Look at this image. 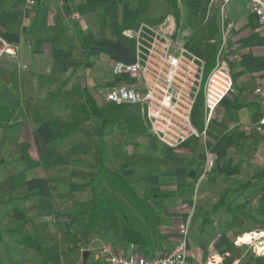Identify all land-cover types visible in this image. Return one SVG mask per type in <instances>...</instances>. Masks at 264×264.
<instances>
[{
  "label": "crops",
  "instance_id": "1",
  "mask_svg": "<svg viewBox=\"0 0 264 264\" xmlns=\"http://www.w3.org/2000/svg\"><path fill=\"white\" fill-rule=\"evenodd\" d=\"M221 4L220 0H0V33L18 49L16 56L0 60V106L17 118L7 127L0 122V246L5 244V251L14 249L12 244L19 245L17 251L35 250L42 264H61L60 260L66 264L67 252L84 244L87 251L93 234L86 237L93 185L86 191L85 179L92 167L96 176L101 156L110 171L125 166L127 186L160 222L149 223L134 208L161 237L156 242L149 239L145 246L134 245L116 238L112 228L110 241L95 251L91 247L88 257L75 264H109L101 253L104 246L123 254L167 252L177 243L179 225L185 221L190 223L187 264L217 260L222 264L221 251L237 241V230L241 235L262 231L252 217H262L264 206V126L257 130L264 117V35L249 0H230L223 10ZM143 24H169L173 44L187 50V44L196 43L202 50L207 43L225 44L222 58L233 76L234 90L208 121L199 97L193 116L200 114L203 120L200 127L194 124L200 132L205 129L204 135L169 148L151 135L140 105H130L141 122L143 131L138 133L122 124L103 127L93 117L60 140L61 129L35 122V116L43 114L33 107L47 95L54 99L58 90L88 89L99 106L112 105L98 94L101 88L126 84L142 90L140 76H115L111 68L117 60L134 59L135 39L125 31L133 34ZM257 88L261 93L255 92ZM3 117L0 111V120ZM207 159L212 161L210 167ZM116 186L127 194L122 185ZM223 194L228 203H247L240 214L241 227L229 226L233 215L226 206L209 214ZM206 217L212 221L204 224ZM25 220L29 223L21 226ZM51 227L57 237L47 242L43 236L53 233ZM11 230L22 235L10 234ZM26 235L40 236L41 254L18 243Z\"/></svg>",
  "mask_w": 264,
  "mask_h": 264
},
{
  "label": "built area",
  "instance_id": "2",
  "mask_svg": "<svg viewBox=\"0 0 264 264\" xmlns=\"http://www.w3.org/2000/svg\"><path fill=\"white\" fill-rule=\"evenodd\" d=\"M224 9L230 0H220ZM253 12L261 23L264 35V0H249ZM126 35L135 39V57L132 61L117 60L111 71L115 76H140L142 90L126 84H117L98 90L105 102L110 104L140 105L146 115L153 137L169 148H177L192 137L204 135L193 122L194 107L202 94L205 119L210 120L222 101L234 90V79L224 66L222 58L225 44L222 43L215 65L205 74V61L184 47L173 44V28L169 24L153 27L141 25L137 31ZM17 47L0 33V60L16 56ZM27 68V66H25ZM261 93V88L255 90ZM264 126V117L258 121L257 130ZM212 161L207 159L210 167ZM190 241V223L179 225V237L175 246L153 256L139 253L123 254L109 246L101 253L109 264H187Z\"/></svg>",
  "mask_w": 264,
  "mask_h": 264
},
{
  "label": "trees",
  "instance_id": "3",
  "mask_svg": "<svg viewBox=\"0 0 264 264\" xmlns=\"http://www.w3.org/2000/svg\"><path fill=\"white\" fill-rule=\"evenodd\" d=\"M187 47L189 48L190 52L205 61V74H208L211 68L215 65L216 56L220 48L217 41L215 43L205 44L204 50H202L196 43H194L192 46L187 44ZM73 93H80L81 95L80 103L78 105H74L75 109L79 113L76 119L71 122H62L59 124L53 119L45 121L43 116L37 114L35 116V122L40 124L46 123L54 128L61 129L62 134L59 138L60 140H63L73 131L78 130L82 124L89 122L93 117L98 118L102 122L103 127L113 124H122L131 132L138 133L143 131L140 120L134 114V111L132 110V108H130L129 104H112L110 106H99L94 95H92L88 91V89H83L82 91H80L79 88H73L68 92L58 90L53 95V97H59L60 95L69 96ZM200 96L202 98V94ZM0 111H3L4 113L3 119L0 120L3 127L10 126L17 121V118L16 116H14L13 111H10L8 108L0 106ZM198 115L197 117L193 116V122L198 127H200L202 124L203 116H201L200 118V116ZM100 166L101 167L96 176L92 178L88 183L93 185V209L90 210L87 214L86 237H89L92 233L104 228L105 226H110L113 228L115 234L119 235L127 243L141 246L148 245L150 243L149 238L144 233L135 228L131 218L124 211V209L114 201H112L109 197L105 196V190L101 191L102 194H98L97 187H94L93 182H97L96 184L98 185L101 184L104 180H107L110 183H115L116 185L118 184V186L120 187L122 185L125 189H127L128 199L131 205L138 209L144 219L149 221V223L155 224L160 222L159 219H157L150 206L145 203L144 200L139 199L135 191L130 186H127L123 176L125 166L121 167L116 172L110 171L104 166V156H101ZM123 192L126 193L124 190ZM226 198L227 195L223 194L218 203L211 209L209 214H214L221 207L226 206L228 211L233 215L229 226H232L236 223H238V225H242L243 218L240 217V214L244 210L245 206H247V203H228ZM261 208L262 215L264 216V206H262ZM252 220H255V222H257V220L253 217ZM211 221L212 220L210 217H206L204 219V224L210 223ZM28 223L29 221L25 220L21 226H25ZM9 233L22 235L20 230H11L9 231ZM18 243L26 247H34L39 254H41L42 252V242L40 241L39 235H26L22 237V239H20ZM234 249L235 245L232 244L221 251V253L225 256L223 264H232L236 259H239V256L232 255ZM226 253H229V255H225ZM0 264L4 263L0 261ZM239 264H264V255L255 256L254 254H250L247 257L242 258Z\"/></svg>",
  "mask_w": 264,
  "mask_h": 264
},
{
  "label": "rangeland",
  "instance_id": "4",
  "mask_svg": "<svg viewBox=\"0 0 264 264\" xmlns=\"http://www.w3.org/2000/svg\"><path fill=\"white\" fill-rule=\"evenodd\" d=\"M80 101H81L80 93H73L72 95H69V96L60 95L59 97H55L54 99L51 98V95H47L45 98L42 99V102L40 104H38L37 106L33 108L38 110L39 113L43 114L44 118L53 119L57 123L60 124L62 122H71L78 117L79 113L75 109L74 105H78ZM92 168L93 169L91 171V174L88 175L87 178L85 179L86 183L89 182L95 176V171H94L95 169L94 167ZM96 183L97 182H93L94 186L97 187V193L102 194L101 191L105 190L104 195L109 197L112 201H114L116 204H118L124 209V211L131 218L133 225L138 230H141L150 240H153L155 242L157 240H160L161 236L157 235L155 229L153 228L149 229L142 222L141 216L136 211V209L131 205V203L128 201V194L124 193L123 191H121L119 187H117L116 185H113L107 180H104L101 184H98V185ZM90 190H91V186L88 184L86 191H90ZM258 222L260 224L259 226L257 224ZM256 224H257V228H261L262 232H264V216L259 217V219H257ZM237 226L241 227V225H237ZM0 229H2V227H0ZM50 229L53 231V233L50 232L47 235L43 236V238H45V241L47 242H51V239L57 237V234H55V228L51 227ZM110 229H112V227L105 226L104 228L93 233L90 237L89 245H86V247H88V249L86 248L87 251H84L85 250L84 249L85 244H84L83 246H80L79 248H77L76 250L72 252H67L68 259H67V262L65 261V263L75 264L77 259L79 258L83 259V258L88 257V254H89L88 250L91 249V247H93L95 251L101 246L102 243L104 242L106 243L110 241V238L113 235L112 234L113 229L112 230ZM237 233L241 235L239 230H237ZM115 237L118 239L121 238L117 234ZM258 240L259 239H256V240H253V242L251 243H241V244L238 243V241H236L234 243L235 249L232 255L239 256V259H236L232 264H238V261H240L244 257H247L250 254H254L255 256L264 255V252H259L258 249L255 247L258 242L264 241V236H262L259 241ZM68 242H69V239H66L65 243H68ZM12 245L15 248L12 250L8 249V251L4 250L5 244H2L0 246V259L2 260L3 263L5 264H29V262L31 261L33 262L36 259L38 264H42V259L39 258L40 256L36 253L35 250L33 251L26 250L25 252H23L20 249V251H17V249L19 248V245L17 244L15 245L12 244ZM222 258H223V255H222ZM218 262L219 260L215 261L216 264H218ZM60 263L62 264L61 260H60Z\"/></svg>",
  "mask_w": 264,
  "mask_h": 264
},
{
  "label": "bare ground",
  "instance_id": "5",
  "mask_svg": "<svg viewBox=\"0 0 264 264\" xmlns=\"http://www.w3.org/2000/svg\"><path fill=\"white\" fill-rule=\"evenodd\" d=\"M264 236V232H246L238 237V243H251L253 240L259 239ZM260 237V238H259ZM258 240V241H259ZM259 252H264V241H260L255 246ZM217 257V256H216ZM207 264H216L215 262H208Z\"/></svg>",
  "mask_w": 264,
  "mask_h": 264
}]
</instances>
